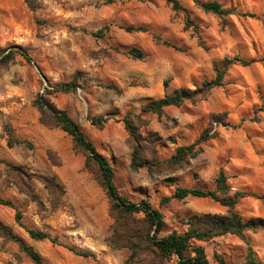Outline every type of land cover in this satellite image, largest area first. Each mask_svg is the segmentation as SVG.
Returning <instances> with one entry per match:
<instances>
[{
  "label": "rangeland",
  "instance_id": "1",
  "mask_svg": "<svg viewBox=\"0 0 264 264\" xmlns=\"http://www.w3.org/2000/svg\"><path fill=\"white\" fill-rule=\"evenodd\" d=\"M205 1L214 0H178V9L165 0H0V47L15 50L8 63L0 64V198L13 206L0 203V223L41 256L34 261L0 233V264L177 260L175 255L161 258L140 239L142 213L111 209L97 165L86 161L62 129L41 122L40 96L66 110L108 159L120 195L134 202L147 199L161 212L159 236L185 230L192 213L226 211L225 206L210 211L213 203L220 204L210 197L164 201L177 186L214 189L220 171L231 193L247 194L235 205L243 218L264 219V62L259 60L264 57V0H215L230 11L223 16L203 10L199 3ZM130 48L142 57L128 55ZM234 56L256 61L230 65L222 85L201 99L165 106L160 113L141 112L151 99L211 80L214 63ZM66 83L74 88L46 94ZM4 124L23 142L8 145ZM200 135L207 139L187 154L188 163L168 162L178 146ZM136 144V162L148 164L133 169ZM72 154H81L84 166L76 172L67 168L65 184L56 171L77 164ZM83 172L89 181L83 182ZM90 184L94 188L85 189ZM17 211L21 224L46 232L56 243L31 238L16 220ZM196 244L211 264H246L249 248L264 264V229Z\"/></svg>",
  "mask_w": 264,
  "mask_h": 264
},
{
  "label": "trees",
  "instance_id": "2",
  "mask_svg": "<svg viewBox=\"0 0 264 264\" xmlns=\"http://www.w3.org/2000/svg\"><path fill=\"white\" fill-rule=\"evenodd\" d=\"M170 3L174 9L180 8L178 0H165ZM200 7L208 12L214 13L218 16H223L230 13L229 10H224L220 3L217 1H205L199 3ZM130 29V28H128ZM165 45H171L167 41H163ZM15 50L4 51V48L0 47V64H6L10 61ZM19 53V52H18ZM27 61H30V57L26 52L21 53ZM127 54L133 58H141L142 52L137 48H130ZM264 62V57L260 58ZM256 61L255 58L243 59L240 56H234L232 58L224 57L219 62L214 63L215 76L211 80L204 81L201 86L196 87L194 90H188L185 88L176 89L173 93H165L161 98L151 99L141 107V112H155L160 113L162 108L169 105H180L183 101L203 98L206 93L213 87L222 85V79L230 65L238 63L243 66L249 65L251 62ZM167 80L164 81L166 85ZM74 88V84H62L53 88V90L46 89V94L52 92H66ZM198 95V98L196 97ZM39 106L42 113L41 122L48 127H59L66 134H68L74 146L82 151L86 161H91L97 165L99 171L100 182L110 200L111 209L121 212L123 214L142 213L143 217L140 219V239L148 246L153 247L155 252L166 258L171 255H175L177 260L176 264H211L207 259L204 251V247L196 244V241L209 240L216 236H221L227 233L242 236L246 230L257 231L264 229V219L261 217H250L248 219L235 209V205L239 198L247 195L245 192L234 191L230 192V187L227 184L226 176L222 171L219 172L215 178L214 189H197V188H185L175 187V190L170 196L164 198L167 201L171 198L182 200L187 196L194 197H210L213 200L219 202L222 206L226 207L224 213H192L186 220V229L178 232L176 230L171 231L166 235L159 236L158 234L164 226L162 214L159 210L152 207L151 203L147 199H141L138 202L130 201L120 195L114 183V171L109 163L108 159L99 153L91 141L87 138L80 126L68 115L64 109L57 108L49 98L46 96H40ZM103 121V120H102ZM125 121V120H124ZM125 127L132 135L133 132L130 125L125 121ZM4 131L7 134L8 145H14L23 142L14 133L9 124H4ZM207 136L200 135L197 141L188 146H178L176 152L171 156L168 162H187V154L197 145L200 141L206 140ZM136 142V141H135ZM139 147L136 144L131 154L130 165L133 169L139 166L147 165L146 160L136 162L139 158ZM194 153H191L190 157H193ZM56 188L63 191L60 184H53ZM0 203L12 206L10 201L0 198ZM13 207V206H12ZM21 214L17 211L15 218L22 227L28 232L29 236L36 240L48 239L52 243H56V239L49 236L46 232L41 230L29 229L20 222ZM129 233V229H127ZM153 232V235L150 233ZM0 233L11 240L16 241L20 247L27 253V255L36 262L41 260L40 254L35 251L30 245L24 243L20 237L12 233L9 227L0 223ZM77 254L84 256L92 255L89 251L79 252L73 248H69ZM246 264H260L251 249L249 248V255Z\"/></svg>",
  "mask_w": 264,
  "mask_h": 264
},
{
  "label": "crops",
  "instance_id": "3",
  "mask_svg": "<svg viewBox=\"0 0 264 264\" xmlns=\"http://www.w3.org/2000/svg\"><path fill=\"white\" fill-rule=\"evenodd\" d=\"M72 157L75 159L77 164H72L69 162V163L64 164V166L62 168H60L59 170L56 171L60 180H62L65 184H66V181L64 178V172L67 171L66 170L67 168L76 172L80 167L84 166V157L81 154H77V155L72 154ZM72 161H73V159H72ZM82 177L84 178L83 182L89 181L87 172H83ZM92 188H94V184H90L88 186H85V189H87V190H91ZM212 206H213V208L210 211H214V212L219 211L220 208L222 207L221 204H215V203H213Z\"/></svg>",
  "mask_w": 264,
  "mask_h": 264
}]
</instances>
